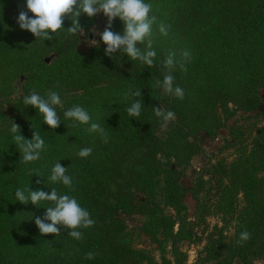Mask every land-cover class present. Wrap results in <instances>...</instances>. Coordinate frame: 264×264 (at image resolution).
<instances>
[{"label":"trees","instance_id":"1","mask_svg":"<svg viewBox=\"0 0 264 264\" xmlns=\"http://www.w3.org/2000/svg\"><path fill=\"white\" fill-rule=\"evenodd\" d=\"M151 3L157 58L149 68L126 54L107 55L100 41L79 51V33H50L53 38L42 42L16 23L18 13L27 11L25 0H0V264H171L168 253L172 264H181L185 254L177 243L197 238L196 227L211 211L201 200L202 176L191 187L182 178L201 150V135L213 137L225 127L233 138L226 143L235 151L230 162L213 165L212 210L233 219L235 229L228 240L221 231L216 237L210 233L201 263L254 264L264 258V125L248 130L240 123L249 118L243 114L264 102V0ZM95 18L80 17L84 33ZM160 24L167 35L159 32ZM63 26L71 27V20ZM113 31H123L118 19ZM184 51L189 57H183ZM170 53L177 61L172 74L184 90L183 99L157 85L167 74L162 62ZM49 54L54 58L46 62ZM18 80L21 93L12 97ZM130 87L140 89L144 104L136 118L126 111L124 93ZM49 89L64 102L57 108L61 123L55 129L22 102L33 91L44 95ZM74 105L88 110L89 125L73 126L64 119L63 112ZM159 107L172 111L174 118L164 122L156 117L153 108ZM92 122L105 128L107 143L89 131ZM11 123L25 139L40 133L46 142L40 160L23 162L8 132ZM88 147L91 155L80 158L79 150ZM55 163L68 168L74 191L49 181ZM24 187L45 192L55 187L76 195L94 225L81 229V240L59 225L58 234H41L34 220L43 218L45 209L16 200V190ZM187 194L197 203L193 219L188 217ZM132 215L144 220L129 227L126 217ZM242 231L250 233L248 240H239ZM141 234L156 244L159 260L152 249L137 247Z\"/></svg>","mask_w":264,"mask_h":264},{"label":"clouds","instance_id":"2","mask_svg":"<svg viewBox=\"0 0 264 264\" xmlns=\"http://www.w3.org/2000/svg\"><path fill=\"white\" fill-rule=\"evenodd\" d=\"M27 11H20L16 18V23L21 30H26L42 42L51 40L53 35L67 33L76 36L78 33L84 35L83 25L80 17L86 15L88 18L103 16L106 18V26L102 32L92 33V42L96 43L95 36L98 35L100 42L105 45V53L126 54L133 61L151 68L156 63L157 51L153 47V26L156 17L152 15L153 4L151 0H25ZM31 13L32 15H30ZM71 20V27L65 29V20ZM122 23V33L113 31L116 20ZM159 32L167 35L165 25H159ZM51 33V34H50ZM87 38V37H86ZM142 45V47H138ZM183 57H189V53L184 51ZM174 53H170L162 62L167 74L163 75L157 85L165 93L183 99L184 90L175 84V77L172 74L176 66ZM140 89L129 88L124 93V98L129 101L126 109L129 117L136 118L141 115L144 108ZM23 104L30 105L38 110L43 116V122L50 128L55 129L61 123V117L57 108H63V101L60 93L49 89L44 95L37 91L31 92L23 97ZM156 117L164 122L174 118L172 111L165 112L160 107L153 108ZM64 119L77 124L89 125L91 115L87 109L80 105H74L63 112ZM89 131L97 133L103 142H108V134L100 124L92 122ZM8 132L18 145L23 154V162L30 164L40 160L41 154L46 150V142L38 131L33 134L31 140L25 139L19 134L20 129L16 123H11ZM92 153V148L88 147L79 150L80 158H87ZM35 171V170H34ZM49 181L54 185H61L74 191V180L68 174V168L55 163L50 169ZM69 192L58 191L53 187L50 192L43 190L30 191L27 187L17 189L15 192L16 200L21 203L31 202L32 205L43 207L45 213L43 218L36 217L34 220L41 234H58L60 227L70 230L69 235L74 240L83 238L81 229H87L94 225L95 221L91 214L79 201L76 195ZM43 202V204H42ZM50 221V223H45ZM250 238V233L242 231L239 240L246 241ZM88 259H93V254H87Z\"/></svg>","mask_w":264,"mask_h":264},{"label":"rangeland","instance_id":"3","mask_svg":"<svg viewBox=\"0 0 264 264\" xmlns=\"http://www.w3.org/2000/svg\"><path fill=\"white\" fill-rule=\"evenodd\" d=\"M106 18L102 15L95 18L94 23L90 26L88 31L84 35H80V40L77 46L79 51H86L91 46L92 42V33L93 32H102L106 26ZM87 37V38H86ZM96 43L100 41L98 35L95 36ZM95 43V44H96ZM54 58L53 54H49L45 58L46 62H51ZM22 80L15 81L13 83V94L12 97H17L21 93ZM261 96L264 97V91L261 90ZM259 112V113H257ZM264 102L260 104L257 111L251 112L249 114H243V116H248L249 118L245 122H240L245 125L246 129L252 128L253 125L262 126L264 125ZM232 120L227 122V125L232 124ZM245 134L242 138L246 137ZM229 139L233 143V138L229 136L228 128L220 129L215 136L205 137L201 135V150L196 154L192 159L190 165L187 167L185 174L182 178L183 185H188L189 187L193 186L197 182V178L201 177L204 181V190L201 194V200L203 205L210 206L211 211L205 215L204 222L196 227L197 238H192L190 240H182L177 243L179 250L185 254V259H183L181 264H211L212 262L201 263V259L206 256L204 247L208 241V235L215 232V237L218 235V232L221 231L225 236L226 240L229 237L233 236L234 233V222L233 219H227L228 216L223 217L222 214H218L212 210V206L215 202L214 191L216 189V174L213 175V168L217 163L221 161L230 162L234 157L235 147H230L226 140ZM214 165V166H213ZM212 187L211 190H208ZM239 196V200H240ZM185 204L188 208V217L190 219L194 218L196 212V201L187 194L185 197ZM167 212L173 213L170 208L166 209ZM144 220L143 216L132 215L126 217V222L129 227L138 226ZM137 247H147L152 249L153 254L157 260H159V252L156 250V244H152L147 237L141 234ZM170 245L167 249H170ZM167 258L173 262V255L171 253L167 254ZM234 264H240L235 262ZM254 264H264V258H257L254 261Z\"/></svg>","mask_w":264,"mask_h":264}]
</instances>
